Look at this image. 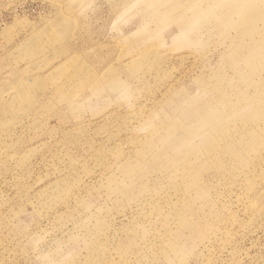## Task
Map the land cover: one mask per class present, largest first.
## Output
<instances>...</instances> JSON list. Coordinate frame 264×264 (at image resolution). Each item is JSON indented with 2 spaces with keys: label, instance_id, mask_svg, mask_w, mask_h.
Segmentation results:
<instances>
[{
  "label": "rangeland",
  "instance_id": "374dc122",
  "mask_svg": "<svg viewBox=\"0 0 264 264\" xmlns=\"http://www.w3.org/2000/svg\"><path fill=\"white\" fill-rule=\"evenodd\" d=\"M0 264H264V0H0Z\"/></svg>",
  "mask_w": 264,
  "mask_h": 264
}]
</instances>
